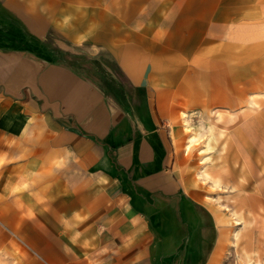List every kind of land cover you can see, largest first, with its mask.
I'll return each instance as SVG.
<instances>
[{"label":"crops","instance_id":"crops-1","mask_svg":"<svg viewBox=\"0 0 264 264\" xmlns=\"http://www.w3.org/2000/svg\"><path fill=\"white\" fill-rule=\"evenodd\" d=\"M46 11L49 23L36 30L22 1L0 0V264L228 261L223 212L197 181L198 131L185 149L184 119L210 99L191 49L173 37L148 49L141 30L124 43L108 39L117 69L102 79L23 33L18 19L42 37L57 13ZM257 101L251 94L248 107ZM226 110L228 127L242 110ZM209 113L211 125L224 118L222 107Z\"/></svg>","mask_w":264,"mask_h":264},{"label":"rangeland","instance_id":"rangeland-1","mask_svg":"<svg viewBox=\"0 0 264 264\" xmlns=\"http://www.w3.org/2000/svg\"><path fill=\"white\" fill-rule=\"evenodd\" d=\"M19 1L36 30L49 23L44 19V10L57 11L42 37L33 33L23 19H18L20 28L30 41L60 51L62 59L87 75L102 79L112 75L117 62L104 45L108 39L124 43L138 30L148 49L156 43L170 42L171 37L174 44L191 49L185 53L201 81L199 88L210 99L201 100L199 105L195 101L192 108L199 110L188 122L184 120L185 131L186 136L193 130L199 132L200 141L191 154L196 169L201 168L198 173L207 169L220 178L218 187L200 179L196 172L205 197L211 196L210 202L223 212L220 216L227 224L229 238L222 251L228 261L222 260V264L229 263V257L237 264H263L264 0H67L61 5L36 0L41 3L35 6L29 4L31 0ZM72 32L83 36L81 45L74 44L69 36ZM251 94L258 100L254 108L247 105ZM254 103L249 101L250 106ZM216 107H222L224 118L212 125L222 135L203 157L208 152L202 150L211 125L207 116ZM226 108L242 110L234 126L222 125L230 116ZM233 211L240 224H236ZM235 231L240 234L236 241ZM253 237L258 243L252 250ZM3 264L9 262L4 260Z\"/></svg>","mask_w":264,"mask_h":264},{"label":"bare ground","instance_id":"bare-ground-1","mask_svg":"<svg viewBox=\"0 0 264 264\" xmlns=\"http://www.w3.org/2000/svg\"><path fill=\"white\" fill-rule=\"evenodd\" d=\"M184 120L188 122L187 118H185ZM212 123L214 125L216 122L214 120H212ZM186 125H187V128H189V125L188 124H186ZM213 125H210V133L208 134L209 136L205 140V146H204V149L202 151H205V150L208 151V150L212 149L214 147V143L217 141L218 137L222 135V132L216 131L214 129ZM196 141H197L196 134L194 132L193 133L191 132L190 135L188 136V142L185 146V149L189 150L191 148L192 144ZM198 174L202 179L209 180L212 183V185L220 186V178L215 176V174L213 172H211L207 169H203ZM232 215L233 216L236 215V216H234V219H236V222H237L236 224H240L241 221L239 220V218H237V214L234 211L232 212ZM218 217H219V215H218ZM219 218L222 219L221 216ZM234 236H235V241L237 239H239L240 238L239 232L235 231ZM256 264H261V262L257 261Z\"/></svg>","mask_w":264,"mask_h":264}]
</instances>
